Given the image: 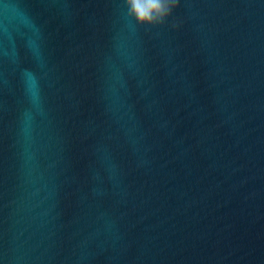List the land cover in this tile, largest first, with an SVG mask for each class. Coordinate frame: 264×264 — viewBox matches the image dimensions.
<instances>
[{"label": "water", "instance_id": "water-1", "mask_svg": "<svg viewBox=\"0 0 264 264\" xmlns=\"http://www.w3.org/2000/svg\"><path fill=\"white\" fill-rule=\"evenodd\" d=\"M0 264H264V0H0Z\"/></svg>", "mask_w": 264, "mask_h": 264}, {"label": "clouds", "instance_id": "clouds-1", "mask_svg": "<svg viewBox=\"0 0 264 264\" xmlns=\"http://www.w3.org/2000/svg\"><path fill=\"white\" fill-rule=\"evenodd\" d=\"M127 3L130 13L142 25L163 21L176 7V0H127Z\"/></svg>", "mask_w": 264, "mask_h": 264}]
</instances>
